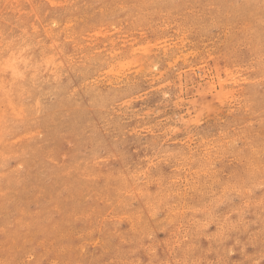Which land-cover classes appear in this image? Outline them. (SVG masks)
<instances>
[{"label": "rangeland", "instance_id": "rangeland-1", "mask_svg": "<svg viewBox=\"0 0 264 264\" xmlns=\"http://www.w3.org/2000/svg\"><path fill=\"white\" fill-rule=\"evenodd\" d=\"M0 264H264V0H0Z\"/></svg>", "mask_w": 264, "mask_h": 264}, {"label": "bare ground", "instance_id": "bare-ground-1", "mask_svg": "<svg viewBox=\"0 0 264 264\" xmlns=\"http://www.w3.org/2000/svg\"><path fill=\"white\" fill-rule=\"evenodd\" d=\"M45 58V57H44ZM43 58V59H44ZM53 58V57H52ZM49 60V58L47 59H44V61H42V62H45V63H37V62H35V61H31L32 62V67H31V73H30V75H33L32 77H31V79L32 78H34V77H36V75H37V72H39L40 73V71L41 70H43V72L42 73H45L44 75H41V74H39L38 75V77L41 75V77L43 76V78H44V76L46 75V72H48L49 70H47V65H48V63L50 62V61H48ZM53 60V59H52ZM47 64V65H46ZM44 65H46L45 66V69H44ZM52 65H53V63H52ZM33 66L37 69V70H33ZM53 66H55V65H53ZM52 67V66H51ZM50 69V68H49ZM37 71V72H36ZM49 73V72H48ZM51 74H52V72H51ZM38 77H37V79H38ZM37 79H33V80H37ZM34 82V81H33ZM16 104L15 103H13L11 106H12V108H14V106H15Z\"/></svg>", "mask_w": 264, "mask_h": 264}]
</instances>
